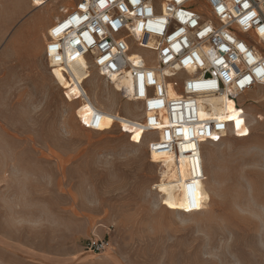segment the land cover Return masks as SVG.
Segmentation results:
<instances>
[{
  "label": "rangeland",
  "instance_id": "374dc122",
  "mask_svg": "<svg viewBox=\"0 0 264 264\" xmlns=\"http://www.w3.org/2000/svg\"><path fill=\"white\" fill-rule=\"evenodd\" d=\"M76 1L29 0L26 31L12 25L0 46V264H264V118L253 119L264 88L240 99L238 136L203 151L208 207L169 209L149 136L113 125L128 128L140 106L96 72L80 81L73 64L72 83L55 72L58 83L48 69L47 32ZM61 85L85 92L84 115L104 112L99 132L82 127ZM91 239L108 249L88 252Z\"/></svg>",
  "mask_w": 264,
  "mask_h": 264
},
{
  "label": "built area",
  "instance_id": "2783aa9c",
  "mask_svg": "<svg viewBox=\"0 0 264 264\" xmlns=\"http://www.w3.org/2000/svg\"><path fill=\"white\" fill-rule=\"evenodd\" d=\"M262 29L264 0H77L49 30L44 55L51 73L71 83V62L82 57L86 71L140 106L144 116L126 118L128 128L115 116L114 127L132 136L141 130L150 152L172 158L175 192L185 183L188 205L196 211L205 178L198 170L181 180V161L202 165L200 146L238 136L231 114L219 111L217 101L233 102L242 117L240 99L264 88ZM143 51L154 60L138 54ZM61 89L68 102H80L82 127L99 132L104 112L91 105L84 115L85 92L71 98L69 88ZM108 247L105 239H91L85 248L102 254Z\"/></svg>",
  "mask_w": 264,
  "mask_h": 264
},
{
  "label": "bare ground",
  "instance_id": "6f19581e",
  "mask_svg": "<svg viewBox=\"0 0 264 264\" xmlns=\"http://www.w3.org/2000/svg\"><path fill=\"white\" fill-rule=\"evenodd\" d=\"M49 30H48V32H49ZM48 32H47V35H48ZM47 41H48V38H47L46 42ZM138 54L141 55L140 53H138ZM72 65L74 66V68H76V71L80 74L79 75L80 78L78 80H80V81L85 80L86 79L85 73H88L89 79L93 78L91 71H86V69L88 68V65L84 62V59L82 57H80V56L75 57L72 60L70 66H72ZM71 72L74 75L72 70H71ZM51 74L55 78V80L58 82L57 75L53 74V73H51ZM117 87H119V85ZM114 91H115V89H114ZM217 109H219V111L224 110V111L229 112L231 114V117H232L230 122L236 121V119H234V118L238 117V113H235L236 112L235 104L233 102L218 100L217 101ZM204 145H206V143L203 144L202 146H200L202 152L204 151ZM150 156H151L152 161L157 166L163 165L166 167V170L164 169V171L161 175L162 177H161V181H160L161 184L164 186L163 192L161 194V200L164 203V205L167 208L172 209V210H176L180 213H192L191 211H193V210L188 205L189 202H188V198H187V191L185 189V183L181 184L182 181H180V184H181L180 187H182V189H181L180 193L175 192V187H176L175 184H176V182H178V180H176V177H177L176 176V170H174V168H173L174 166H173L172 158L166 157L160 152H150ZM201 159H202V165H200L199 160H197V161L193 160L192 162L189 161V163L187 161L182 160L181 161V168L178 170L180 172L181 180H186L189 176H191L193 174V172L197 173L198 170H200V172L203 173V176L205 179L201 183L200 189L197 191V196H198L199 201H200V204H199L200 207L197 209L198 211L199 210L201 211L202 209L208 207L207 205L211 200L208 188L206 187V185L204 183L207 178H206V172H205V166H204L203 153H202ZM156 186H154L153 190H155Z\"/></svg>",
  "mask_w": 264,
  "mask_h": 264
},
{
  "label": "crops",
  "instance_id": "0c3cea01",
  "mask_svg": "<svg viewBox=\"0 0 264 264\" xmlns=\"http://www.w3.org/2000/svg\"><path fill=\"white\" fill-rule=\"evenodd\" d=\"M29 0H0V17L7 18V21H2L0 24H7V28L0 27V46L6 39V34L10 33L11 26L14 25V32L16 35L22 36L26 31L24 21L28 16ZM49 69V68H48ZM247 110V109H246ZM264 116L253 117L255 121H259ZM209 143H206V147Z\"/></svg>",
  "mask_w": 264,
  "mask_h": 264
},
{
  "label": "snow or ice",
  "instance_id": "6c2138e0",
  "mask_svg": "<svg viewBox=\"0 0 264 264\" xmlns=\"http://www.w3.org/2000/svg\"><path fill=\"white\" fill-rule=\"evenodd\" d=\"M245 6H247V5H245ZM64 27H67V25H64ZM56 31L59 32L60 29H56ZM261 31H264V29H262ZM85 35H87V34L85 33ZM241 47H242V46H241ZM241 83H243V81H241Z\"/></svg>",
  "mask_w": 264,
  "mask_h": 264
}]
</instances>
